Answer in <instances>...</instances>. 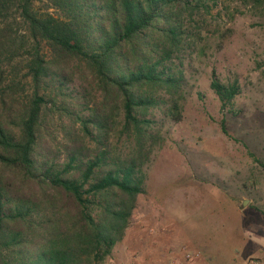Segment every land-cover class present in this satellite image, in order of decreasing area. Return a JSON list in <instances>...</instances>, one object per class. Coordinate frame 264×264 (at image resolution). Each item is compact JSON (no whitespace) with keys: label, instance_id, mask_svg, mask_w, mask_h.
<instances>
[{"label":"trees","instance_id":"trees-1","mask_svg":"<svg viewBox=\"0 0 264 264\" xmlns=\"http://www.w3.org/2000/svg\"><path fill=\"white\" fill-rule=\"evenodd\" d=\"M203 1L0 0V264H99L124 239ZM209 87L229 137L240 85Z\"/></svg>","mask_w":264,"mask_h":264},{"label":"rangeland","instance_id":"rangeland-1","mask_svg":"<svg viewBox=\"0 0 264 264\" xmlns=\"http://www.w3.org/2000/svg\"><path fill=\"white\" fill-rule=\"evenodd\" d=\"M185 28L194 41L174 60L182 120L155 112L162 141L145 166L146 193L99 264H264V0H204ZM213 70L241 89L236 115H225L229 137Z\"/></svg>","mask_w":264,"mask_h":264}]
</instances>
